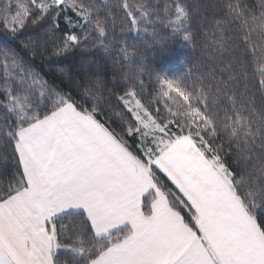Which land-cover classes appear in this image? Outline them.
<instances>
[{"label": "snow or ice", "instance_id": "1", "mask_svg": "<svg viewBox=\"0 0 264 264\" xmlns=\"http://www.w3.org/2000/svg\"><path fill=\"white\" fill-rule=\"evenodd\" d=\"M0 33V264H264V0H0Z\"/></svg>", "mask_w": 264, "mask_h": 264}, {"label": "trees", "instance_id": "2", "mask_svg": "<svg viewBox=\"0 0 264 264\" xmlns=\"http://www.w3.org/2000/svg\"><path fill=\"white\" fill-rule=\"evenodd\" d=\"M6 33H0V39H4L6 37ZM10 39V38H9ZM185 50L177 48L176 58L171 62L164 63V68L167 71H179L180 70V59L185 55Z\"/></svg>", "mask_w": 264, "mask_h": 264}]
</instances>
